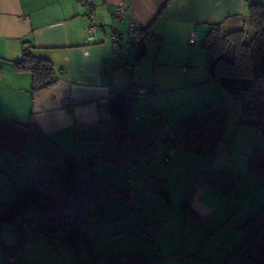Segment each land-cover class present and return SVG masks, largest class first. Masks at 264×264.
Segmentation results:
<instances>
[{"label":"crops","instance_id":"obj_1","mask_svg":"<svg viewBox=\"0 0 264 264\" xmlns=\"http://www.w3.org/2000/svg\"><path fill=\"white\" fill-rule=\"evenodd\" d=\"M91 1L92 21L96 26L94 31L89 30L92 22L86 16L87 5L84 0H0V60L7 64L5 68L0 65L2 70L0 118L22 123L32 120L48 139L65 149H72L76 144L81 146L83 141L91 140L95 136L96 124L108 117L105 98L109 92L125 90L130 84H133L135 90H144L133 81L128 85L123 56L121 54L118 59L113 50L114 42L111 37L113 29L124 31L120 44L131 48L134 35L128 32L130 22L137 23L140 29H145L160 12L152 23L151 31L171 52L177 46L183 48L191 30H195L198 35L205 34L211 24L220 22L226 28L238 27L240 18L247 14L249 3L264 4V0ZM117 5H122L125 9L121 19L113 15ZM238 16L240 18H237ZM23 43L28 45V50L34 55L52 61L56 71H61L55 83L33 97L30 92V74L17 72L13 68V62L22 57ZM146 49L147 45L144 55ZM162 53L161 47L158 58ZM159 64L162 63L157 60L156 67ZM187 66L190 68V64ZM66 99L73 104L71 111L66 110ZM151 121L150 118L136 116L132 121V128L135 131H146ZM168 134L164 132V135ZM163 153L164 151L161 154L158 150L155 158L151 160L150 155L137 156L134 161L135 169L142 168V171L140 170L142 180L150 181L154 177L166 180L167 186L170 184L174 157L164 163L161 159ZM99 174L102 177L107 174L105 179L127 193L128 186L123 178L125 174L123 169L109 166ZM249 177H252L254 183L261 182L257 176ZM29 181V176L28 178L26 176L22 185H18V181L13 182L12 193L20 192L29 185L27 183ZM244 181L245 177L242 183ZM140 200L136 199V205ZM262 202L264 192L254 198L248 213L243 212L242 207L234 209L230 205L226 208L225 199L213 187L204 182L197 183L190 199L191 208L200 217L196 226L194 225L200 230L195 234L193 222L182 213L168 218L162 212L155 214L150 221L148 218H144V221L140 218L138 221L141 223L136 225L134 221L129 225L123 222L129 210L127 202L107 195L92 208L91 213L96 261L104 264L113 257L132 253H142L150 259L147 256L149 247L141 243L139 240L141 236L136 235L134 226L139 232L141 227L153 226L163 216H166V221L157 234L158 245L154 243L153 247L158 251L159 258L164 259L166 254L179 253V257L176 258L181 264L193 262V248L197 247V242L194 241L202 240L203 236L207 240L211 234L214 235L223 228L216 231L219 225L229 219L228 225L224 226L228 232L219 234L221 241L218 242L217 253L223 258L235 251L243 242L238 228ZM136 211L138 213V210ZM99 225L102 228L101 232ZM127 233H130L129 237H126ZM27 235L28 232L23 226L15 231L13 227L0 225V264H72L74 257L70 250L62 244L55 243H53L55 248H52L50 243L40 236L28 237L16 245ZM107 237L124 238L110 246L109 250L101 252L98 248L100 241ZM152 237L154 240V235ZM165 237L170 238L167 243L163 240ZM196 252L198 254V250ZM204 260L211 264H223L225 259H218L216 262L206 258Z\"/></svg>","mask_w":264,"mask_h":264},{"label":"trees","instance_id":"obj_2","mask_svg":"<svg viewBox=\"0 0 264 264\" xmlns=\"http://www.w3.org/2000/svg\"><path fill=\"white\" fill-rule=\"evenodd\" d=\"M152 23L145 29L130 32L134 35L133 42L139 43L140 57L149 43L161 44V39L151 31ZM202 48L207 53L208 81L217 84L241 105L239 123L258 132L264 131V4L249 3L238 27L226 28L221 22L211 24L203 37ZM157 55L158 52L155 60ZM13 68L30 74L32 97L55 83L61 73L56 71L52 61L30 52L26 43L22 44V57L13 62ZM1 73L0 67V76ZM137 95L133 84L125 90L109 92L105 98L107 119L96 124L91 140L83 141L81 146L76 144L72 149L48 139L32 120L22 123L0 118V150L21 161L31 140L43 147L32 182L10 203L0 204V225H8L15 231L21 226L28 227V235L16 245L28 237L40 236L55 248L53 243L59 235L61 244L72 252L74 264H103L96 261L95 240L91 234L92 208L107 195L126 202L132 199L128 191H122L102 177L95 170L96 165L102 162L125 169L127 156L135 161V156L150 155L151 160L159 149L165 152L167 148L164 141L167 121L162 114L154 113L148 130H133L132 119L138 113ZM72 105L66 99L67 111L72 110ZM227 116L223 98L191 112L179 119L170 132L173 147L212 157L220 144L227 141ZM247 171L264 179V146L252 149ZM242 181V175L206 166L199 171L194 183H207L226 199ZM149 185L156 195L170 202L166 180L153 177ZM193 190L194 187L183 195L180 211L198 222L200 217L190 206ZM132 201L136 206L135 195ZM228 223L229 219L216 231ZM143 228L146 226L139 229V234ZM238 229L244 236L243 242L227 255L223 264H264V204ZM85 254L88 261L83 260ZM104 264H154V259L132 253L113 257Z\"/></svg>","mask_w":264,"mask_h":264},{"label":"rangeland","instance_id":"obj_3","mask_svg":"<svg viewBox=\"0 0 264 264\" xmlns=\"http://www.w3.org/2000/svg\"><path fill=\"white\" fill-rule=\"evenodd\" d=\"M193 33L195 39L190 40L189 38ZM204 35V33L198 35L195 30H191L183 48L180 49L179 46H177L173 51L171 50V52L162 42L159 45L156 43H149L147 45L146 54L140 57L137 64L133 63V51L131 48L124 47L121 49L120 47L122 44L113 45L116 57L120 59L121 54L123 56L122 61L124 67L127 69L128 85L133 81L136 85H141L144 88L142 91L138 90V113L133 117L132 121L135 120L136 116L150 118L152 120L154 113H159L162 114L167 121L164 132L170 133L172 129L176 127L179 119L184 118L191 112L213 101L223 98L228 109L225 137L227 141L220 144L212 157L207 158L201 153L186 152L184 149L178 147H175L173 153L169 154V159L174 157L173 164L171 165L170 184L167 186V191L171 195L170 203H167L156 195L149 185V181L140 178V170L142 171V168L131 170L129 174L126 173V169H123V171H125L123 178L125 179L126 186L127 176L129 175L137 188L135 197L136 199H141L136 206H134L132 200L127 202L129 210L123 222L129 223V225L130 223L133 224L134 221L136 225L141 223L138 221L140 218L142 221H144V218H148V221H150L155 214H160L162 212H164L168 218H171L174 214H181L180 205L183 195L191 191L195 186V178L199 171L206 166L216 167L230 173L242 175L243 178L245 177L244 183H242V181L240 185L232 191L230 197L225 199L224 207L226 208L230 205L234 209L242 207L243 212L247 211L248 213L250 204L254 198H257L261 192H264V179L247 171V163L252 149L255 146H264V131L258 132L253 127L241 125L239 123L242 115L241 105L217 84L208 81L209 77L206 70L207 53L205 49L202 48ZM161 47L163 53L160 58H158L159 55H157L155 60L157 52L159 53L158 49ZM168 52H170V54ZM157 60L162 64L156 67ZM188 64H190V68L187 66ZM0 65L3 68L7 66L6 62L3 60H0ZM42 151L43 147L35 140H31L28 143L24 152L25 157L21 161H18L17 158L13 157L8 152L0 150V204L10 203L15 198L16 194L12 193L14 192L13 182L18 181V185H22L24 184L23 182L26 176L27 178L29 176L30 179L27 183L30 184L32 182L35 167ZM162 152L163 149H159V153L162 154ZM135 159H137V156H135ZM161 159L163 160V156ZM105 167L109 168L108 165L99 162L95 170L98 173H103ZM249 176L259 177L261 182L254 183V180L251 179L252 177ZM104 177H107V174H104ZM21 189L19 188V190ZM262 204H264V202H262ZM136 210H138L141 217H139ZM189 219H187V222H189ZM190 220V222H193L192 226L196 234L200 229L199 227H195L196 222L194 220ZM98 228L99 232H101V225H99ZM159 231L160 230H154L153 232L155 233H152V235H154L153 244L155 243L158 245L157 234H159ZM236 231L237 229L235 230V234ZM134 232L140 237L135 226ZM220 232L226 233L228 231L223 227L220 231L215 232L214 235L211 234L207 240H205V236H203L202 240H195L194 243L197 242V247L193 248V262L184 264H211V262H206L204 258L214 262L218 259H225L227 255L220 258V253H217L218 242L221 241ZM91 234L93 236L92 228ZM129 236L130 233H127L126 237ZM242 237L244 239L243 234ZM123 238L107 237L100 241V246L98 248H100L99 250L101 252L107 251L110 249V246L116 244ZM99 239H101V235ZM169 239L170 238L167 239V237L163 238L166 243ZM139 240L142 244L149 247L147 256L150 259H154L155 252L153 245L142 237H140ZM54 241L55 245L61 244L60 236L58 235L57 239ZM200 243H202V246H200ZM197 250L198 254L196 252ZM176 257H179V253L166 254L164 256L165 260L160 258V262L161 264H168V261L170 262L169 264H181ZM83 260H89L86 254L83 256ZM74 262L75 258L72 260V264H74Z\"/></svg>","mask_w":264,"mask_h":264},{"label":"built area","instance_id":"obj_4","mask_svg":"<svg viewBox=\"0 0 264 264\" xmlns=\"http://www.w3.org/2000/svg\"><path fill=\"white\" fill-rule=\"evenodd\" d=\"M84 1L87 5L86 16L92 22L91 25L89 26V30L94 31L96 29V26L93 24V21H92L93 3L91 0H84ZM124 13H125L124 6H122V5L115 6V8H114V16L115 17L121 19L123 17ZM136 29H138V24L135 22H130L128 32L134 31ZM123 34H124V31H122L120 29H113L111 37H112V41L114 42V44H118V45L120 44V39H121ZM189 39L190 40L195 39L194 33L190 36ZM123 47L124 46L121 45L120 48L122 49ZM25 48H26V45L23 46V49H25ZM131 49L133 51V63L137 64L139 62V58H140V48H139L138 41L133 42ZM140 91H142V89H140ZM164 141L167 144V148L165 149V152L163 153V161L167 162L169 159L168 158L169 154L173 153V151H174V147L172 145V136L170 133L168 135L164 136ZM135 168H136L135 162L129 156H127L126 161H125L126 173L129 174L130 171L134 170ZM126 181H127V186H128V194H129L130 198L132 200H134V195L136 193V186L133 184V179L129 175L127 176ZM165 221H166V217L163 216L153 226H149V227L141 229L140 230V236L143 239L147 240L149 243H151L154 247L152 233L154 230H159L160 228H162V226L165 224ZM26 229L28 230V227H26ZM154 252H155L154 264H161L160 258H159V253L156 250V248H154Z\"/></svg>","mask_w":264,"mask_h":264}]
</instances>
